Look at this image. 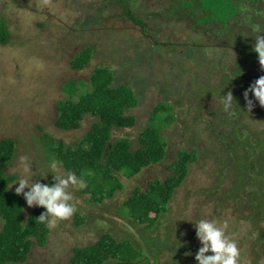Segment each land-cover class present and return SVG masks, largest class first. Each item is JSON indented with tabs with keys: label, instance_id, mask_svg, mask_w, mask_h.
<instances>
[{
	"label": "rangeland",
	"instance_id": "1",
	"mask_svg": "<svg viewBox=\"0 0 264 264\" xmlns=\"http://www.w3.org/2000/svg\"><path fill=\"white\" fill-rule=\"evenodd\" d=\"M127 3H120V0H0V15L5 18L12 34L9 44H0V140L14 138L17 143L16 155L7 167L8 174L17 178L24 176L29 182L33 178L44 184L52 183L54 174L49 173L51 169L48 166L51 154L46 152L48 146L42 145L41 137L47 133L57 141L75 145L87 133L94 116H85L79 128L63 130L56 125L57 107L58 102L66 99L70 92H76L74 87L67 91L68 81L79 83L78 80H89L100 65L111 67L122 84L140 87L139 92H143V99L131 111L137 115V124L125 130L135 140L142 131L140 127L147 126L154 103L160 100L173 103L178 114L177 120L162 129L170 153L165 161L145 168L132 178L120 174L123 188L102 202H90L91 194L84 191L85 187L69 186L75 209L73 215L50 229L45 245L34 240V249L24 264H71L75 247L93 244L107 231L113 232L119 239L132 238L137 247L144 246L146 237L157 239L154 243L161 240L155 245L157 250L148 248L143 258L150 264H198L195 254L201 244L196 237L194 221L200 219L227 220L228 234L238 242L241 250L240 264H264V217L255 210L254 203L246 202L247 198L233 197L236 192L226 197L224 190L235 185V174L232 172L235 169H224L226 163L223 159L229 154L214 131L232 133L230 129L234 122L224 120L222 114L225 112L220 102L222 94L240 87L230 77L237 78L236 73L240 71L245 82L252 84L264 76L259 60L239 50V47H254V34L251 29L242 26L257 13L264 23V0H257V3L241 0V12L236 20H232L233 26L223 31L216 22L199 25L184 10L169 13L167 10L172 5L170 2L167 4V0H136L137 5L128 3L136 16L146 21L145 27L140 28L125 15ZM47 25L52 27L48 29ZM44 30L49 34L57 33L56 37L47 39V33H38ZM155 32H158L157 39L161 42L167 40L179 46L167 51L162 61L166 66L168 62L171 64L168 67L173 70L171 75L164 77L157 68L159 76L154 79L161 82V86L145 87L141 86L136 75L142 71H154L162 50H156L157 53L143 60L146 62L149 59L151 67L144 65L134 69L133 62L138 55L143 58L148 48L154 49ZM33 39L37 42L35 45L30 43ZM138 45L142 46L137 50ZM88 46L94 47L90 63L76 70L72 61ZM190 46H195V55H183L184 74L180 76L182 69L172 61L179 63L175 53L178 56L186 53ZM127 61L132 67L123 72L119 64ZM201 84L205 87L200 91L202 99L199 100L201 96L195 98L194 90L198 91ZM213 93H216L214 97ZM232 94L234 96V92ZM241 98L245 101L244 97ZM250 98L254 101L250 110L246 101L240 105L239 95L234 98L237 117L242 119L238 127L242 129L248 125L250 129H264V106H260L254 97ZM199 101L206 102L207 108L198 107ZM125 131H117L116 134L123 136ZM192 148H197L198 159L190 164L186 180L177 188L169 203V211L151 228L147 222L138 224L126 217V212L120 207L136 188L140 186L145 190L150 180L157 177L165 179L171 175L173 170L168 166L172 165L179 151ZM21 156L27 157L33 164L30 173H24L19 166ZM54 159L58 163V174L66 176L73 173L57 157ZM46 175L47 178H44ZM17 186L14 184L10 189L15 191ZM210 187L215 192H209L207 189ZM258 187L256 184L249 189ZM260 187L264 189L263 185ZM37 208L26 204L25 216ZM76 212L87 218L86 221L78 224ZM154 216V212L150 214V217ZM2 227L0 219V229ZM141 262L138 264H145V260Z\"/></svg>",
	"mask_w": 264,
	"mask_h": 264
},
{
	"label": "trees",
	"instance_id": "2",
	"mask_svg": "<svg viewBox=\"0 0 264 264\" xmlns=\"http://www.w3.org/2000/svg\"><path fill=\"white\" fill-rule=\"evenodd\" d=\"M254 1L257 3V0ZM127 2L129 5L131 3L137 5L136 0H120V3L123 4ZM169 2L172 5L168 10L166 9L169 13L173 14L178 9L179 11L184 10L187 16L192 17L199 25L216 22L222 26V31L233 26L231 22L237 19L242 8L241 0H167V4ZM128 3L125 5V15L131 18L134 23L139 24L140 28L145 27V19L136 16ZM251 16L250 20H247V24L241 25L243 28L251 29L250 26L254 23L264 26L259 13ZM40 26H44V24H40ZM47 27L49 29L52 26L47 25ZM38 33L47 32L44 30ZM52 33H47L46 38L54 39L57 33ZM157 35L158 32L153 35L155 42L152 43V46L154 49L148 48L143 58L138 55L134 61L136 66L133 62L134 69L142 68L144 65L151 67L148 64L149 59L146 62L143 60L146 56L157 53L156 50H162V53L158 54L159 58L154 65V71L146 72L139 69L142 72L136 76L141 86L160 87L161 82L154 78H157L161 73L164 77L167 74L171 75V71H173L168 68L171 65L169 62L166 66L162 61L165 60L167 51H171L179 45L167 40L161 42L157 39ZM226 35L228 36V34ZM11 39L12 34L8 24L5 18L0 15V44L5 46ZM34 39L30 43L34 45L39 43L37 39V42ZM38 43L37 45L41 47ZM141 46L138 45L137 50ZM187 48L189 50L186 53L179 54V56L178 53H175L177 57L172 56L179 60V63L172 61V64L182 69L180 76L184 74L183 55H195V46ZM239 50L246 53V56L258 60V53L253 51V47H239ZM93 51L94 47L88 46L77 54L72 61L73 68L76 70L85 68L90 63ZM119 65L123 72L132 67L131 62L128 61L121 62ZM157 68L160 70L158 75L156 74ZM197 68L200 69V67ZM236 76L235 79L230 77V80L234 84H240V87L236 86V92L234 91L235 87L230 91L234 92V98L239 95L238 102L242 105L245 101L241 97H244V91L251 84L245 82L242 72H237ZM250 76L253 77L254 73L251 72ZM75 81L70 80L66 83L67 91L74 87L76 92H70L66 99L58 102L56 125L63 130L79 128L85 116L92 115L95 120L91 128L75 145H67L63 140L57 141L47 133L42 135L41 141L43 146H48L45 148L46 152L51 154V158L57 157L67 170L86 181L84 191L91 194L89 201L92 203L102 202L107 197H113L118 189L123 188L120 174L132 178L141 174L145 168L156 166L169 157L168 141L162 134V129L169 127V122L177 120L178 114L173 103L162 100L154 103L147 126L140 127L142 131L137 134L138 137L135 140L125 130L133 128L137 124V115L131 111L139 105L140 100L144 97L143 92H139L140 87L133 88L128 84H122L111 67L102 65L96 67L89 80H78L79 83H75ZM204 87L201 84L198 91L194 90L195 98L201 96L200 91ZM215 95L216 93H213L212 97ZM249 95L253 97L251 93ZM201 99L202 96L199 100ZM197 106L207 108V103L199 101ZM237 113V109H235V115L222 114L225 121L229 119L234 122L233 129H230L232 133L227 134L224 131L214 130L215 135L220 137L222 143L226 145L225 148L229 154V157L223 159V163H226L224 169L227 170L231 167L235 169L232 171L235 174V179H233L235 185L223 190L227 194L226 197L232 196L236 192V196L233 197L247 198L246 202L254 203L255 210L264 217V189L260 187V185L264 186V129H250L248 125L239 129V122L242 119L237 117ZM230 116H232L231 119ZM117 131H125V135H118ZM16 146L14 138L0 140V219L3 222V227L0 229V264H24L34 249V240L38 244L45 245L50 232L45 224L36 219L45 209L39 207L25 216L27 203L23 195H17L14 190L10 189L11 182L17 176L8 174L7 167L16 155ZM217 158L221 159L219 156ZM197 159V148L180 150L173 159L172 165L168 166L173 170L171 175L166 176L165 179L157 177L150 180L149 186L145 190H142L140 186L137 187L134 194L120 207L126 212L124 213L126 217L138 224L147 222L149 228L155 225L163 214L169 211L171 199L177 188L186 180L190 164ZM53 182L54 180H52ZM256 184L259 186L257 189H249ZM207 190L215 192L211 187ZM153 212L155 216L150 217ZM76 214L78 224L86 221L87 218L82 217L80 212H76ZM155 240L157 239L146 237L144 246L137 247L132 242V238L119 239L113 232L107 231L95 243L84 247H75L71 264H138L141 260H145V264H150L143 258H145L148 248L151 251L157 250L155 245L157 246L161 240H158L159 243H154ZM159 249L161 248L159 247Z\"/></svg>",
	"mask_w": 264,
	"mask_h": 264
},
{
	"label": "clouds",
	"instance_id": "3",
	"mask_svg": "<svg viewBox=\"0 0 264 264\" xmlns=\"http://www.w3.org/2000/svg\"><path fill=\"white\" fill-rule=\"evenodd\" d=\"M250 28L256 41L253 51L258 53L259 64L264 69V26L254 23ZM250 93L260 106H264V76L256 79L243 93L249 110L254 103L250 98ZM234 101L231 91L226 95L222 94L220 102L224 112L228 115H235ZM19 161V166L22 167L24 173L33 171V164L28 161L27 157L21 156ZM48 166L51 169L49 173L54 174L53 183L44 184L33 178L29 182L28 178L21 176L15 180L11 187L18 184L15 193L23 195L29 207L44 208L45 211L36 219L49 229H54L59 221L71 217L74 213L75 209L71 203L73 195L68 190L69 186L78 185L83 188L86 186V181L73 173H68L66 176L58 174V163L54 158L49 159ZM44 178H47V175ZM228 227L227 220L200 219L194 221L196 237L201 244L195 254L198 264H240L241 250L238 242L228 234Z\"/></svg>",
	"mask_w": 264,
	"mask_h": 264
}]
</instances>
